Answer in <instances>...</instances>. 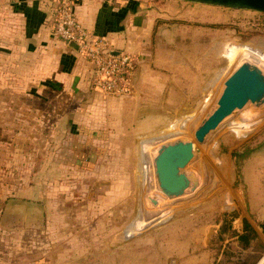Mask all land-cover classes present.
Wrapping results in <instances>:
<instances>
[{
  "label": "rangeland",
  "instance_id": "374dc122",
  "mask_svg": "<svg viewBox=\"0 0 264 264\" xmlns=\"http://www.w3.org/2000/svg\"><path fill=\"white\" fill-rule=\"evenodd\" d=\"M142 1L157 28L133 43L141 82L130 97L94 90L77 107L59 108L56 95L5 105L17 91L0 88V264H245L253 254L220 229L229 214L242 230V199L258 227L250 210L253 190L264 189V104L249 102L205 143L195 131L241 63L264 71V16ZM176 140L193 143L186 171L200 183L155 205L153 155Z\"/></svg>",
  "mask_w": 264,
  "mask_h": 264
},
{
  "label": "crops",
  "instance_id": "0c3cea01",
  "mask_svg": "<svg viewBox=\"0 0 264 264\" xmlns=\"http://www.w3.org/2000/svg\"><path fill=\"white\" fill-rule=\"evenodd\" d=\"M71 3L85 27L108 38L115 51H127L141 59L142 55L134 52L137 49L133 43L145 44L148 33L153 36L157 28L148 17L150 8L144 1L71 0ZM53 5V0H0V88L17 91L11 100H2V104L11 105L20 100V104L29 105L42 99H52L54 95L59 108L77 107L91 100L94 93L92 67L81 55L77 44L59 41L53 36ZM143 44L138 50L143 48ZM139 64L140 61L138 67ZM140 82L141 74L137 71L134 74V91ZM258 169V176H261V167ZM258 187L252 192L258 196L253 200L255 205H251L250 211L258 217L259 223L264 220V199L259 194L264 193V189L261 184ZM248 201L252 204L251 199ZM239 206L243 210V219L250 220L245 213L248 208L244 199ZM252 224L264 238L259 224L258 227Z\"/></svg>",
  "mask_w": 264,
  "mask_h": 264
},
{
  "label": "water",
  "instance_id": "95a60500",
  "mask_svg": "<svg viewBox=\"0 0 264 264\" xmlns=\"http://www.w3.org/2000/svg\"><path fill=\"white\" fill-rule=\"evenodd\" d=\"M205 5L222 6L264 13V0H184ZM249 102L264 104V71L256 64L245 61L226 79L224 89L215 109L208 114L195 131V139L205 143L209 134L232 114L243 109ZM194 157L193 143L187 140L161 144L153 155L155 188L150 196L153 204L177 198L195 191L199 186V175L187 172ZM22 206H31L27 201L13 200Z\"/></svg>",
  "mask_w": 264,
  "mask_h": 264
},
{
  "label": "built area",
  "instance_id": "2783aa9c",
  "mask_svg": "<svg viewBox=\"0 0 264 264\" xmlns=\"http://www.w3.org/2000/svg\"><path fill=\"white\" fill-rule=\"evenodd\" d=\"M53 3V36L59 41L77 44L81 55L92 67L94 90L111 97L133 94L138 57L127 51H115L108 38L85 27L71 0H53ZM257 264H264V255Z\"/></svg>",
  "mask_w": 264,
  "mask_h": 264
},
{
  "label": "trees",
  "instance_id": "16d2710c",
  "mask_svg": "<svg viewBox=\"0 0 264 264\" xmlns=\"http://www.w3.org/2000/svg\"><path fill=\"white\" fill-rule=\"evenodd\" d=\"M262 16H264V13H260ZM98 36H101L97 33H95ZM253 150H245L244 152H235V156L237 159L241 160L244 158L249 157L250 153H252ZM225 219L224 223L220 229V234L223 236V234H228L230 237H235L238 240L239 246L243 250H247L251 255H249L248 259L246 260L245 264H254L255 261L260 257L263 249H264V240L263 238L259 235L258 231L254 227V225L250 222L248 218L243 219V227L241 231H234L231 229V226L229 223L231 222L229 220V214H225ZM239 216V213H233L232 217L236 218ZM259 226L262 228L263 234H264V220L259 221ZM223 238V237H221ZM229 251L226 253V255H231Z\"/></svg>",
  "mask_w": 264,
  "mask_h": 264
},
{
  "label": "bare ground",
  "instance_id": "6f19581e",
  "mask_svg": "<svg viewBox=\"0 0 264 264\" xmlns=\"http://www.w3.org/2000/svg\"><path fill=\"white\" fill-rule=\"evenodd\" d=\"M242 53H243L244 55H246V53H245V52H243V51H242ZM242 57H245V56H242ZM252 60H253V59H252ZM254 60H255V59H254ZM256 61H257V60H256ZM257 63H259V62H257Z\"/></svg>",
  "mask_w": 264,
  "mask_h": 264
}]
</instances>
